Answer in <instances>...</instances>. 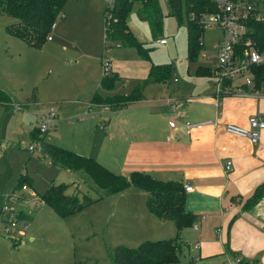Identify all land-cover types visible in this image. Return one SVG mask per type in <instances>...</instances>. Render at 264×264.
<instances>
[{
    "label": "rangeland",
    "instance_id": "374dc122",
    "mask_svg": "<svg viewBox=\"0 0 264 264\" xmlns=\"http://www.w3.org/2000/svg\"><path fill=\"white\" fill-rule=\"evenodd\" d=\"M158 1L162 26L157 35L152 34L146 20L138 17L139 0L133 2L126 19L129 29L143 47L151 48L149 60L140 56L135 47L122 45L112 46L109 58H102L103 11L111 6L108 0H66L62 9L64 16H58L54 26L52 23L42 49L10 34L6 24L16 19L0 14V87L11 93L6 97V106L10 108L0 104V207L21 173L31 179V185L30 181L25 183L36 193L32 196L20 187L13 190V194L20 198L14 201V211L33 213V216L29 221L20 219L16 226L0 217V264H112V248L116 244L136 246L146 240L141 239L137 232L135 220L138 216L133 215L142 204L137 199L132 205L126 202L128 198L103 197L64 217L44 203L40 195L51 182L68 183V192H85L92 196L101 194L103 190L83 170H71L55 164L42 146L41 139L86 156L91 155L80 150L111 153L116 141L111 143L109 135L112 133H106L102 125L103 118H108L109 114L101 113L105 109L96 103L88 105L82 94L77 95L82 88L92 84V80L100 78L105 60L109 59L110 68L111 64L119 66L126 76L115 81L112 91L118 94L129 93L143 79L139 74L150 62L170 64L167 81L176 90L182 89L187 82L208 81L206 76H196V68L202 65L211 69L214 60L200 54L193 61L187 58L186 13L183 12L179 22L169 10L167 0ZM216 33L212 28H204L201 39L206 47ZM49 36L53 39L49 40ZM160 38H165V43H160ZM55 44H59L58 48L52 49ZM200 72L207 73L205 69ZM174 78L178 81L174 82ZM209 80L212 82V77ZM163 83L147 84V95H156ZM34 85H37L40 102L25 108L24 99ZM188 86L189 90L194 88V85ZM50 114L54 120L47 131L41 132L36 126L37 118ZM55 123L56 128L53 127ZM34 125L37 128H33ZM32 128L34 135L30 138ZM30 144H35L34 149L29 148ZM25 200H29L28 203ZM24 223H27V229L22 234L19 230ZM6 226L11 228L9 233ZM160 226L163 227L160 236L174 234L172 222ZM11 236L17 239L13 242ZM181 257L182 262L171 264H190L195 257L190 256L187 243H183ZM237 259L241 261V258ZM249 264L254 262L249 260Z\"/></svg>",
    "mask_w": 264,
    "mask_h": 264
},
{
    "label": "crops",
    "instance_id": "0c3cea01",
    "mask_svg": "<svg viewBox=\"0 0 264 264\" xmlns=\"http://www.w3.org/2000/svg\"><path fill=\"white\" fill-rule=\"evenodd\" d=\"M53 46L52 49H56L59 44ZM150 64L144 65L146 69L139 74L140 77L147 76ZM111 68L118 73L119 79L126 77L119 66L111 64ZM196 76L211 78L206 74L196 73ZM100 78L92 80V84L77 94H82L88 105L93 93L100 87ZM209 79L210 85L207 80H196L187 82L178 90L170 87L168 81L151 82L147 84L163 83L156 95H147L146 84L140 99L121 107L96 104L105 109L101 113L109 114L108 118L101 115L102 125L106 133H112L109 135L111 143H116L110 154L97 150L80 151L117 173L129 175L134 170H140L157 179H174L181 181L184 186L190 185L192 188L185 191V207L195 214L193 223L197 228L186 226L181 229L180 235L184 243L188 244L191 257L200 256L204 264H226L234 257L253 260L254 264H264V196L246 208L242 206L255 186L264 181V128L260 131L258 141L251 142L247 137L226 132L221 126L214 128L212 125H204L192 129L190 133H186L183 127L184 120L205 118L247 125L249 115L264 112V97L223 95L217 107L214 104L213 81ZM189 84L194 85L192 90H189ZM112 89L104 90L103 93L113 94ZM167 97L180 99V106L185 112L184 117L176 119L175 127L168 123L171 115ZM38 102L39 95L37 101H26L23 107ZM0 104L10 108L4 103ZM56 126L55 123L53 127ZM33 128L30 130V138L34 135ZM228 159L232 165L226 170L224 164ZM114 196L128 198L126 202L132 205L134 199L142 203L133 213L138 216L135 224L141 239L176 235L177 228L172 220L158 217L147 207V191L129 186L112 194H104L98 200ZM166 222L174 224L172 236H160L163 234L160 224ZM195 243H198L197 247H194Z\"/></svg>",
    "mask_w": 264,
    "mask_h": 264
},
{
    "label": "trees",
    "instance_id": "16d2710c",
    "mask_svg": "<svg viewBox=\"0 0 264 264\" xmlns=\"http://www.w3.org/2000/svg\"><path fill=\"white\" fill-rule=\"evenodd\" d=\"M135 0H114L111 6L104 8V48L102 58H109L108 52L112 46L135 47L140 56L150 59V47H143L128 27L126 22L131 6ZM136 13L140 19L148 22L153 35H157L162 26V11L158 0H139ZM66 0H0V14L14 17L16 20L6 24V30L18 36L26 43L35 47H41L46 41L47 33L58 16H64L62 9ZM169 10L182 21L183 12L186 13V48L187 58L196 60L201 49L200 37L204 27L191 15L203 11H215L217 6L214 0H167ZM256 38L264 39V24L253 23ZM109 60V59H108ZM201 69L210 75L211 69L198 65L196 73L202 74ZM170 77V64H156L151 62L147 76L140 79L127 94H104V90L110 91L119 79L116 71L110 68V64L104 63L101 74L99 89L95 90L91 102L108 105L113 108L121 107L131 101L140 99L143 88L147 83L162 81L167 82ZM37 87L33 86L27 102L37 101ZM0 102L6 104V97L11 93L0 87ZM55 126V124H54ZM37 128V127H34ZM41 144L46 152L52 157L53 162L61 167L71 170H83L88 173L93 183L103 191L97 196L77 191L68 192L70 184L64 182H52L40 195L43 202L53 208L60 216H68L75 213L96 200L104 194H112L129 186H136L147 191L146 204L150 211L163 219L174 222L177 233L173 237H161L157 239H146L136 246L116 244L112 248V264H169L182 261L184 239L180 235L182 228L190 226L194 222L195 214L185 207V188L181 181L174 179H157L148 172L134 170L129 175L114 172L107 168L97 159L80 154L72 149L51 143L44 138ZM1 156V154H0ZM30 181L24 173L18 177V181L12 190L20 187L25 181ZM264 196V181L255 186L242 206L244 208L254 204L260 197ZM19 217L26 220L32 218V213L20 211ZM192 261V260H191ZM253 262V260H252ZM242 264H249V260L241 258ZM74 264H85L77 263ZM87 264H97L95 262ZM109 264V263H104Z\"/></svg>",
    "mask_w": 264,
    "mask_h": 264
},
{
    "label": "built area",
    "instance_id": "2783aa9c",
    "mask_svg": "<svg viewBox=\"0 0 264 264\" xmlns=\"http://www.w3.org/2000/svg\"><path fill=\"white\" fill-rule=\"evenodd\" d=\"M113 1L108 0L110 4ZM214 2L217 10L191 15V18L197 19L205 29L212 28L217 32L208 47L204 45V41L200 37L202 47L199 51L200 56L214 60L210 66L214 84V104L218 107L221 96L228 94L264 97V39L256 38L253 29L255 22L264 24V0H214ZM158 41L165 43L166 40L160 38ZM105 61L104 63L109 62V60ZM176 80L177 78H174V81ZM166 102L171 115L168 123L171 127H175L176 119L185 116V112L180 106L181 100L167 97ZM53 120L52 114L48 117L40 116L37 118L36 126L41 132H45L50 128ZM204 125H212L214 128L221 126L228 133L247 137L251 142H257L260 131L264 128V112H255L249 115L247 125L221 122L218 118L183 121L186 133ZM34 147L35 144L29 145L30 149H34ZM224 165L228 170L231 168L232 161L228 159ZM191 188L190 185L185 186L186 190ZM20 189L27 190L32 196L36 195L27 183H23ZM19 199V195H14L12 190L6 195L5 202L0 207V217L3 216L2 219L11 226H16L20 219H24L19 217V211H14V201ZM25 201L28 203L29 200ZM196 227L194 225V228ZM10 229V226H6V232L9 233ZM26 229L27 223H24L19 233L24 234ZM11 239L14 242L17 237L11 236ZM190 264H204V262L200 256H195ZM226 264L242 263L239 259L233 258L229 259Z\"/></svg>",
    "mask_w": 264,
    "mask_h": 264
}]
</instances>
